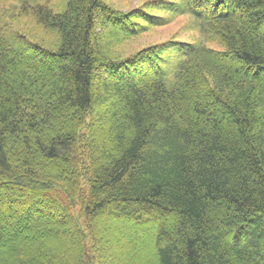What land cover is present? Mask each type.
<instances>
[{
    "label": "trees",
    "instance_id": "obj_1",
    "mask_svg": "<svg viewBox=\"0 0 264 264\" xmlns=\"http://www.w3.org/2000/svg\"><path fill=\"white\" fill-rule=\"evenodd\" d=\"M15 1L0 264H264V0Z\"/></svg>",
    "mask_w": 264,
    "mask_h": 264
},
{
    "label": "rangeland",
    "instance_id": "obj_2",
    "mask_svg": "<svg viewBox=\"0 0 264 264\" xmlns=\"http://www.w3.org/2000/svg\"><path fill=\"white\" fill-rule=\"evenodd\" d=\"M145 0H114V2L121 6L123 9L132 8L135 6L140 5ZM15 0H0V4H4L3 8H8V13L11 15V19L8 18L9 22L21 28L26 34H33L38 35L40 37L44 36L42 32V28L39 27L32 19H30L28 16H21V14L15 15V9L11 6H9V3H15ZM190 26V21L187 17L179 16L175 20H173L170 24L158 27L153 30L148 35L143 36L138 41H136L135 45L142 44V43H153V42H159L164 41L167 38H170L174 33L177 32V30H181L179 33L180 38L183 39H189V38H197L195 36V32L193 30L189 31L187 28ZM182 31H185V34H183ZM49 34V33H47ZM46 38H50V35H47ZM209 46L214 45L215 47L219 48V45L216 43H208Z\"/></svg>",
    "mask_w": 264,
    "mask_h": 264
}]
</instances>
